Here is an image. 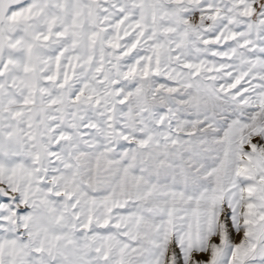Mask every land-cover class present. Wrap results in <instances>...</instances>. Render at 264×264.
Wrapping results in <instances>:
<instances>
[{
    "label": "snow or ice",
    "instance_id": "obj_1",
    "mask_svg": "<svg viewBox=\"0 0 264 264\" xmlns=\"http://www.w3.org/2000/svg\"><path fill=\"white\" fill-rule=\"evenodd\" d=\"M0 264H264V0H0Z\"/></svg>",
    "mask_w": 264,
    "mask_h": 264
}]
</instances>
